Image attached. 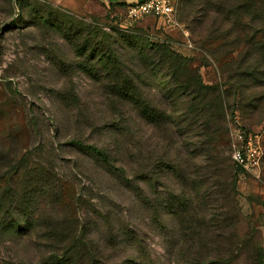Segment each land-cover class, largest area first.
<instances>
[{
	"label": "rangeland",
	"instance_id": "374dc122",
	"mask_svg": "<svg viewBox=\"0 0 264 264\" xmlns=\"http://www.w3.org/2000/svg\"><path fill=\"white\" fill-rule=\"evenodd\" d=\"M231 1L239 10L231 20L220 17L214 27L200 22L186 0L180 1L179 20L195 43L191 49L179 29L167 30L156 17L128 25L126 10L101 7L78 13L56 0H0V199H5L0 206V264H39L53 254L64 257L75 234L96 240L93 248L102 263L117 264L124 248L110 236H121L124 227L144 239L159 264H172L151 224L154 215L147 201L152 203L158 190L167 204L170 193L180 191L170 168L159 170V161L181 162V143L197 138L173 130L174 101L157 88L159 79L175 81L171 72L148 75L129 48L116 45L124 65L111 85L121 95L106 86V78L97 79L98 70L88 69L91 64L83 52L87 27L114 36L133 35L141 44L132 47L140 49L149 47L147 40L169 43L213 88L200 98L205 102L216 96L213 108L197 114L213 119V136L202 134L216 162L207 167L206 189L220 195L218 167L238 166L242 217L236 233L245 245L237 251L227 232L221 237L217 231L215 237L227 255L235 256V264H264V258L260 262L255 255L256 244L264 247V158L261 170L253 174L231 156L232 132L238 125L260 134L264 149V0ZM188 75L182 73L176 82L184 86ZM184 98L177 102L179 109L185 106ZM185 102L195 99L186 97ZM176 123L178 129L180 123L188 124L177 117ZM72 140L111 152L138 184V193L83 155ZM212 174L217 176L210 178ZM143 175H150L151 183L143 181ZM27 219L33 222L29 231L16 229Z\"/></svg>",
	"mask_w": 264,
	"mask_h": 264
},
{
	"label": "trees",
	"instance_id": "16d2710c",
	"mask_svg": "<svg viewBox=\"0 0 264 264\" xmlns=\"http://www.w3.org/2000/svg\"><path fill=\"white\" fill-rule=\"evenodd\" d=\"M185 4L188 5L189 10L198 15L200 22L204 21L205 24L207 22L210 26L218 22L222 16L224 20H231V17L239 10V6L232 3L231 0H186ZM87 29L88 35L84 38L83 52L87 54L91 64L88 69L92 72L99 71L94 73L98 77L97 79L106 78L107 81H110V84H106V86L109 89L112 87L113 92L121 95L114 90L115 84H111L114 82L113 76L123 72L121 67L124 65L123 57L119 55L120 49L116 45H122L124 51L129 48L133 54L132 59L137 60L140 68L148 75L155 73V76L158 77L171 72L175 81L172 82L166 78L159 79L157 88L164 91L166 95H170L171 101H174L172 102L174 108L170 111L175 126L173 130L178 135L190 137L189 135L192 134L197 138L195 141L189 140V142L181 143L184 154L181 162L164 159L159 161V170L170 168L178 180L180 191L170 193L167 204L166 200L161 199L162 194L158 190H154L156 197L151 201L152 203L147 201V205L153 210L154 215L151 224L156 226L159 237L165 243L171 263L235 264V256L227 255V248L219 242L215 234L219 231V235L222 237L225 232L229 233L228 239L230 238L237 251L240 246L245 245V241H241L236 233L242 217V209L237 200L238 166L218 167L222 172L216 171L220 175L217 182L221 187L220 195L213 194L206 189L208 186V179H205L207 167L210 164L214 166L216 162L212 160L209 149L205 147L208 141L202 140V134L209 137L213 136L209 133V130L213 128L211 123L213 119L204 120L202 115L197 114L213 108L216 96L205 102L200 99L205 98L213 88L204 84L200 73L194 70L186 57L169 43L151 44L147 40L149 47L140 49L132 47L136 43L141 44L133 35L120 33V36H114L104 31L101 32L96 27H87ZM209 35L210 33L207 34V37ZM100 72L103 77H100ZM182 73L189 74L184 86L176 82ZM191 96L194 97L195 102L192 104L185 102V98ZM182 98H184L183 105L185 108L179 109L177 102H180ZM131 99H135V97L131 96ZM178 109L181 111L180 114H177ZM185 109L186 111H184ZM143 114L149 116L147 111H144ZM176 117L184 119L188 124L180 123L178 129ZM157 126L160 129H165L162 122H157ZM200 128L201 131H199ZM192 142H196V144H192ZM71 144L81 150L83 155L93 160L104 171L115 175L122 183L121 185L132 187L138 193L139 189L136 186L138 184L134 183L133 178L127 176L124 165L116 163L117 160H114L111 152L97 146V144L86 143L82 140H72ZM173 144L174 142H172ZM208 162L209 164H207ZM215 175L212 174L210 178ZM142 180L148 183L152 181L150 175H143ZM215 184L216 180L213 186ZM39 195L38 198L36 197V212L39 210ZM140 196L142 197V194ZM56 198H58V194H56ZM4 203L5 199L1 198L0 206H3ZM124 224L122 223L121 226L124 227ZM32 225L33 222L27 219L24 226L19 225L16 229L29 231ZM124 229L125 231L122 232L121 236H110L118 246L124 248V258L117 264H159L160 259L154 257L148 250L144 239L135 235L129 228L127 230L124 227ZM69 240L71 241L69 242L70 245L66 247L67 255L61 257L58 254H53L39 264H107L106 262L102 263L101 259L96 257L93 246L97 244L92 237L75 234ZM255 255L261 262L264 258V247L256 244ZM83 261L85 262L83 263Z\"/></svg>",
	"mask_w": 264,
	"mask_h": 264
},
{
	"label": "built area",
	"instance_id": "2783aa9c",
	"mask_svg": "<svg viewBox=\"0 0 264 264\" xmlns=\"http://www.w3.org/2000/svg\"><path fill=\"white\" fill-rule=\"evenodd\" d=\"M181 0H141L129 5L126 23L134 25L145 18L156 17L166 24L167 30L179 29L186 40L187 48L195 49V43L191 38V31L179 20V9ZM234 144L231 156L235 163L244 171L257 174L261 170L264 158V149L261 135L249 132L241 126L233 130Z\"/></svg>",
	"mask_w": 264,
	"mask_h": 264
},
{
	"label": "crops",
	"instance_id": "0c3cea01",
	"mask_svg": "<svg viewBox=\"0 0 264 264\" xmlns=\"http://www.w3.org/2000/svg\"><path fill=\"white\" fill-rule=\"evenodd\" d=\"M63 3L75 12L86 13L94 9L101 8L104 10L128 11L129 5L141 0H56ZM173 29V28H172Z\"/></svg>",
	"mask_w": 264,
	"mask_h": 264
}]
</instances>
